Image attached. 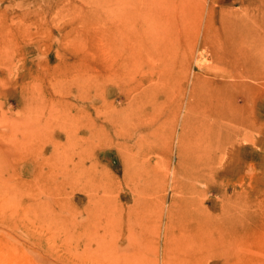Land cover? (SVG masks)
Listing matches in <instances>:
<instances>
[{"label":"rangeland","instance_id":"obj_1","mask_svg":"<svg viewBox=\"0 0 264 264\" xmlns=\"http://www.w3.org/2000/svg\"><path fill=\"white\" fill-rule=\"evenodd\" d=\"M0 264H264V0H0Z\"/></svg>","mask_w":264,"mask_h":264},{"label":"bare ground","instance_id":"obj_2","mask_svg":"<svg viewBox=\"0 0 264 264\" xmlns=\"http://www.w3.org/2000/svg\"><path fill=\"white\" fill-rule=\"evenodd\" d=\"M120 44L121 43H115L114 41L112 42V52H111V54H112V59H113V65L114 66H118L120 64V63L117 62V58H119V60L125 59V56H124L123 52H121L122 50L120 49V47H121ZM123 48H124V46H123ZM119 66L122 67V65H119ZM139 129H140V134L141 135H146V134L150 135V134H154L156 132H161L162 131V132H169V133H166V136L170 137L171 132H172V126L170 124H167V123L161 122V121H156V125H154V126L152 124H145L143 127H139ZM182 129H183V126H182ZM184 131H185V129H184ZM96 134H97V130L93 132V137H94L92 139L93 142L98 140V137H96ZM95 144L96 145H100L99 142H97Z\"/></svg>","mask_w":264,"mask_h":264}]
</instances>
